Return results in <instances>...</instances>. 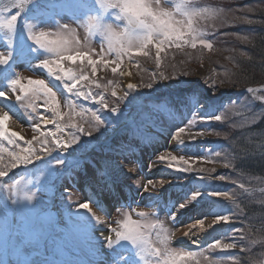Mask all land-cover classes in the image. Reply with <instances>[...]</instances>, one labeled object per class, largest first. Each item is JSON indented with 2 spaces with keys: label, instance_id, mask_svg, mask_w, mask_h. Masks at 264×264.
Here are the masks:
<instances>
[{
  "label": "rangeland",
  "instance_id": "obj_1",
  "mask_svg": "<svg viewBox=\"0 0 264 264\" xmlns=\"http://www.w3.org/2000/svg\"><path fill=\"white\" fill-rule=\"evenodd\" d=\"M254 1L256 0H192L195 6L213 10L221 16L220 19L200 21L202 29L208 33L206 38L213 43L212 49H204L198 42L196 48L190 45L181 48L169 46L161 52V66L157 68L155 49L150 47L148 57L133 55L130 60L126 57L122 58L120 68L114 74L111 68L116 65L111 61L115 59V56L107 52V42L98 33H89L83 26L88 15H96L102 22L119 23L114 20L112 10L107 13L103 12L96 4V0H86L90 9L86 13L74 7L77 0H55V2L32 0L26 9L21 11L19 8H4L3 4L8 0H0V15L5 18H10L18 11L21 12L11 34L0 29V54H6L7 51L12 52L8 63L0 66V90H3L7 81L16 74L25 85L28 79H43L46 83H50V86L57 92L62 112L68 111L64 106L65 99L74 101L85 108L98 107L91 100L78 99L65 92L60 81L49 77L45 69L36 67L42 60L56 59V57L43 50L35 49L27 38L25 23L34 24L36 31L52 33L53 35L49 38L56 39L55 33L59 31L57 28V22H59L67 24L72 30L64 37L69 40V50L65 55L75 56L79 53L93 60L109 61L108 67L98 64L95 77L91 76V67H86V60L84 63H81L80 59L75 62L61 61L63 66L71 67L76 72L86 69L90 80L101 84H107L109 80L118 81V93H122L127 87L125 78L119 73L125 72L128 68L132 83L138 85L136 91L130 95L136 96L139 102L144 103H147L150 97H157V100H153V104L159 102L163 106L156 119V126H147L142 130V134L135 136L123 123L125 117L135 115V106L126 108L121 105L123 112L116 114L104 110L103 115L112 120L115 127V131L110 129L106 137L93 133V137H82V141L92 140V144L87 148H83L82 145H73L69 147L67 153L59 150H54L51 156L40 153L39 160L33 158L31 164L11 168L7 176L0 180V264H91L98 258L95 255V248L104 244V240L98 237V233H108L114 237L110 229L117 227V221L123 220L125 212L133 221L142 225V230L151 241H155L156 231L147 227L148 224L156 222L153 215L156 209L150 205L139 202L129 208L121 207V203H116L114 208L105 210V204L102 201L110 191L104 190L96 177L92 179L94 183H91L92 180L87 181L85 174L89 161L90 170H93L90 164L95 161L100 167L105 166L100 163V160L134 169V178L122 182L118 179L116 185L112 186V189H117L121 195L130 194L134 201H137V195L142 191V188L137 190L134 181L139 179L143 185L142 173L152 162L155 165V173L167 181H171L174 175L190 178L210 176L211 179H206L205 182L210 185L211 190L222 193L219 197L211 198L217 201L212 211L229 216L231 231L228 236L218 234L198 247L176 246L172 241L169 247L177 252L200 251L207 249L214 239H220L222 244L235 240L237 247L234 249H211L205 251L204 254L216 258L222 252L234 253L235 256H223L224 264H233L237 257L239 264L262 263L264 245L259 243L250 245L249 239L264 235V178L245 176L240 173L238 164L246 161L248 152L246 153L244 148L249 147L254 137V141L259 140L263 144L260 145L259 142L257 148L262 146L263 153L260 151L259 155L264 159V101L256 100L253 94L248 93L246 89L240 90L242 87L234 82L239 75L238 66L242 65L246 59L253 60L252 56L246 57L247 53L244 51L246 50L244 46H248L252 40L257 38L256 31H248L245 28L247 14L250 12L247 9L251 8V11L264 9V0ZM31 64L32 70H29ZM256 64V70L252 72L254 79L252 80L255 82L250 85H257L255 89H264V85L258 86L264 84V64L261 60ZM160 72H164L170 78L157 79L152 89L139 87L141 84L150 82L153 74L158 77ZM213 81H215L214 86ZM81 85H86V82L81 81L78 86ZM90 87L93 92L102 91L94 85ZM193 89L199 90L205 98L215 97L217 101L226 102L224 107L216 113L222 116L221 121L202 120V113L180 107V99ZM88 90L89 86H85V91ZM18 93L19 89L9 98H6L7 94L6 97H0V108L5 109L11 119L18 122L20 129L17 133L23 137L19 143L21 147H26L25 140L32 139L34 135L38 136V133L34 131L37 124L41 131L54 129V125L43 124V119L51 118L52 115L43 107V96L36 101V111L33 112L25 105L16 102L15 98ZM161 93L164 94L163 99L159 98ZM261 94L264 92L257 93V95ZM105 95L110 101L114 99L110 93H105ZM168 97H171V104H165ZM165 107L167 110H164ZM79 110L77 107L76 111ZM254 114L258 118L248 123V119ZM193 116H195L196 123L190 126L188 120L193 119ZM117 117L120 119L118 120ZM173 117L176 118L175 122H171ZM79 121L80 117L74 116L73 122ZM128 122L130 123V120ZM178 127L185 128L182 139L185 144L195 146L194 151L178 149L179 141L174 135ZM200 131H206L209 134L198 136L195 140L189 135V132L195 134ZM215 132L220 134H213ZM63 138L66 139V136ZM4 144L8 149L13 147L7 141ZM216 151L220 152L219 156L215 155ZM166 152H171L176 156L184 155L185 159L191 157L195 160L194 168L215 169V171L177 173L175 168H167L166 162H159L158 157ZM2 155L4 163H7L10 159L7 153ZM57 156L67 161L78 159L81 161V166L73 167L71 170L67 165L59 166L53 158ZM226 163L229 167L224 166ZM73 171L74 174H71ZM219 175H223L225 179L217 180L216 177ZM16 182H19L25 192L36 194L33 202L35 207L23 201L19 204L13 203L19 199L20 195L19 192L12 190V185ZM168 194L169 187L167 186L164 193L165 199ZM171 196L176 199L177 193L172 191ZM89 198L92 201H98L104 211H100L96 203H89ZM80 203H89L92 212L101 217L103 223L95 227L82 225L77 220V216L91 217L92 214L84 209L78 210L77 206ZM190 208L195 213L198 212L200 216H204L206 223L214 219L212 216L204 215L208 210L206 204ZM140 211L148 213L147 217H140L138 215ZM159 219L164 222L171 233L176 232L178 223L173 226L170 218L163 212L159 213ZM92 224L95 222L93 221ZM218 225L224 226L225 229L228 228V225L223 222ZM241 237L245 238L243 243H241ZM245 244L249 245L248 250L241 251ZM104 251L107 255V250ZM198 259L200 264H207L203 257H198Z\"/></svg>",
  "mask_w": 264,
  "mask_h": 264
},
{
  "label": "snow or ice",
  "instance_id": "obj_2",
  "mask_svg": "<svg viewBox=\"0 0 264 264\" xmlns=\"http://www.w3.org/2000/svg\"><path fill=\"white\" fill-rule=\"evenodd\" d=\"M55 2V0H51ZM32 3V0H16V8L25 10L28 5ZM164 4L171 8L168 11L167 8L154 10L150 6H145V0H136L133 4L124 3L121 5L124 13H131V16H125L128 23H133L134 20H139L140 17L146 16L151 17L152 23H146L144 20H140L145 25V39L139 47H128L125 45L123 39H112L109 37L107 42V52L112 53L115 59L111 61L115 64V67L111 68L112 73H116L122 63V58L132 59L135 56L150 55V47L155 49V64L157 68L161 66V52L167 47L174 46L181 48L185 45H190L192 48L197 47V42L204 49H212L213 43L210 42L206 37V33L200 24L202 20H214L220 19L219 13L195 6L192 0H164ZM41 6V5H40ZM48 6V4H47ZM46 6V7H47ZM112 6V0H100L101 8H109ZM42 7V6H41ZM75 8L79 9L82 13L90 11L86 0H77L74 5ZM249 8L247 11H251ZM21 12L18 11L15 15L10 18H5L0 15V29L6 30L11 34L16 25L18 17ZM252 23V21H247ZM83 26L89 33H101L106 31V26L102 23L101 19L96 15H88L84 21ZM27 38L35 46V49L43 50L56 57V59H44L36 67L45 69L49 77H54L55 80L61 82L65 92L75 96L76 98H83L84 100H91L98 107L96 108H85L81 105H77L74 101L65 99V107L68 109L67 112L60 110V103L57 99V92L54 91L50 83H46L43 79H28L27 84L21 82V79L16 74L7 81L3 90H0V97L9 98L12 93H16L19 89V93L16 95V102L25 105L30 108L33 112L36 111V101L43 96V107L46 112H50L51 118L43 119V124H53L54 129L45 131L40 130L39 124L34 127V131L38 133V136H33L30 140H25L24 144L26 147H21L19 141L23 137L19 136L16 132H9L5 127V122L11 119L9 113L0 108V180L7 176L8 171L11 168H17L18 165L31 164L33 158L39 160L40 153L45 156H51L54 150L67 153L69 147L73 145H82L83 148H87L92 144V140L82 141V137H93V133H99L100 136L106 137L109 130L115 131L113 121L103 115L104 110L112 114L122 113L123 109L121 105L126 108L129 106H135L136 113L132 117H125L123 123L127 125L128 130L132 135L142 134V130L147 126H156V119L162 109V105L157 102L153 104V100H157V97H150L147 103L139 102L136 96H131L132 92H135L138 88L137 84L128 83L126 90L122 93H118L119 83L118 81L109 80L107 84H101L96 81H91L86 69H82L79 72L73 71L71 67H65L61 61L75 62L80 59L81 63L87 61L86 67H91V76L95 77L97 73L98 64H103L104 67H108L109 61L107 60H93L88 58L86 55H65L69 50V40L64 38L66 34H70L72 30L67 24H60L57 22V28L59 31L55 33L56 39H50L52 33L46 31H36V26L32 23H25L24 25ZM124 35H127L126 33ZM11 43V40H9ZM12 57V52L7 51L6 54H0V66L6 65ZM32 70V64L29 67ZM121 76L130 75L121 71ZM170 77L165 75L164 72H160L157 77L153 74L150 82L147 84H141L139 87L153 88L154 83L157 79L167 80ZM86 82V85H81L80 82ZM223 83V81H221ZM213 86L215 81L212 82ZM90 85H94L97 89H102L99 92H93ZM85 86H89V90L85 91ZM248 93L253 94L254 98L258 101H264V94L257 95L258 92H264V89L248 88ZM105 93H110L113 100H109ZM159 98L163 99L164 94H159ZM230 102V101H229ZM225 101H217L215 97L205 98L197 89H193L190 92L183 95L180 99L179 104L182 109L194 110L195 112L202 113V120H215L221 121L222 116L216 113L224 107ZM165 104H171V97H168ZM79 107V111H76ZM164 110H167L166 107ZM231 111V109H229ZM87 113V116H85ZM74 116L80 117L79 122H73ZM258 117L254 114L248 119V123L254 122ZM119 120L120 117H117ZM175 117L171 122H175ZM130 120V123L128 122ZM196 123L195 116L193 119L188 120L190 126ZM88 126L85 127L84 125ZM71 131H67V130ZM185 133L184 127H178L175 131V139L179 141V150H195V146L185 144L182 139V135ZM209 134L206 131L196 132L189 135L193 140L198 136H205ZM215 135L220 133L215 132ZM66 136V139L63 138ZM7 141L11 144L12 149L6 148L4 142ZM7 153L10 158L7 163H4L3 153ZM216 156L220 155L219 151H216ZM56 159V163L59 166L67 165L69 170L73 167H80L81 161L74 159L67 161L60 157H53ZM159 162L165 163L167 168H175L177 173H201V172H214L215 169L206 168H194L193 164L195 160L185 159L184 155H172L171 152H166L164 155L158 157ZM225 167H229V164H225ZM134 169H129L133 171ZM95 177L99 183L103 186L104 190L112 191L114 183L113 172L110 171L109 166L95 168ZM208 178H190L182 175H174L171 181L161 180L158 183H154L152 180H148L147 183L141 184L139 179L134 181L137 188L143 189L145 193H149L146 201V205H150L156 209L153 213L155 216V223L148 224L147 227L156 231L155 241H151L150 238L142 230V225L136 221H133L127 212L123 213V220L117 221V227L111 228L110 231L114 233L113 236L104 238V244L99 245L95 248V255L98 257L91 264H200L198 257H203L207 264H224L223 256H235L234 253L222 252L220 256L211 258L205 256V251L211 249H234L237 247L235 240L229 243H221L220 239H214L207 247L200 251H174L169 247V243L172 240L174 233H171L168 227L165 226L164 222L159 219V213L163 212L165 216L169 217L173 226L179 222L180 216L184 210L190 207L204 205L208 206V210L205 212V216H212L214 219L208 224L209 229H213L215 225L223 222L228 225V228L223 230L219 235L228 236L231 231V225L229 224V216L222 215L217 212H213L212 208L216 205L217 201L211 199L212 197H219L222 195L221 192L211 190L210 185L205 182ZM217 180H224L223 175L216 177ZM164 184H168L169 194L168 197L164 198V193H157V189ZM241 187H243L241 185ZM12 190L20 193L19 199L13 201L14 204H19L21 201L26 202L27 205L35 207L34 200L36 199L35 193L25 192L20 187L19 182L12 185ZM177 193V198L173 199L171 192ZM67 193V189L65 190ZM96 203L100 211H104L100 207L98 201H92L89 198V203ZM89 203L78 204V210L84 209L91 213V217L78 215L77 220L84 226H92L103 223L101 217L97 216L89 206ZM121 207L127 206L131 208V202H121ZM135 211V209H132ZM138 215L142 218L147 217L148 213L140 211ZM95 224H92V222ZM205 218L200 216L194 218L191 223V228H204ZM183 236H189V231H184ZM232 239L231 237H229ZM96 239V238H94ZM244 237H241V243L244 242ZM99 243V242H98ZM249 245L245 244L241 251L248 250ZM107 250V255L105 251ZM233 264H239V258L237 257Z\"/></svg>",
  "mask_w": 264,
  "mask_h": 264
},
{
  "label": "bare ground",
  "instance_id": "obj_3",
  "mask_svg": "<svg viewBox=\"0 0 264 264\" xmlns=\"http://www.w3.org/2000/svg\"><path fill=\"white\" fill-rule=\"evenodd\" d=\"M125 72L129 73L128 68L125 70ZM123 78H125V84L132 83L130 75H124ZM5 126H6V128H8L9 132L14 131L17 133V131H19V129H20L18 122L15 120H12V119H9L8 121H6ZM89 163H90V161L87 164L88 167H89ZM100 163H102L103 165H108L110 171L113 172V179H114L113 186H114V184L116 185V183H117L116 181L118 179H121V182H122V181H126V180H129V179L135 177V173L133 171H129V169H131L130 167L114 164V163L109 162L107 160H100ZM93 164L92 163L90 164L93 166V170H90L87 167V170L85 172L87 181L88 180L91 181L95 177V168L100 167V165L97 161H95V163H93ZM154 169H155V165L152 162L151 164H149L147 169L142 173L141 178H142L143 184L147 183L148 180H152L154 183H158L161 180H165L164 177H159V175H157L155 173ZM63 174H65V173H63ZM71 174H74V171L71 172ZM70 176H73V175H70ZM67 180H68V178H67ZM91 183H94V181ZM167 186H168V184L161 185L157 189V193H159V192L165 193L167 190ZM115 190L112 189V191H110V193L108 195L104 196L105 201L103 200L102 202L105 204L104 205L105 210H109V208H114L116 203H121V202L128 203V202L133 201V203H131V205H134L135 203H139V202L146 204L147 197L149 195V193H145L142 189L140 194L137 195V201H134L133 197H131L130 194L121 195V194H119V191H117V189H115ZM101 207H102V205H101ZM199 216H200V214L198 212L195 213L192 208H188L187 210H184L183 214L179 218V222H178L179 226H178L176 232L174 233L175 235L173 236V238L171 240L173 244H175L176 246L198 247V246L204 245L208 241L212 240L215 236H217L220 233V231L225 229V227L221 226V225H215L213 229H209L208 228L209 223H206V221H205L204 228H200L198 226L194 229L191 228V223H192L193 219L198 218ZM184 231H189L190 235L189 236H183L182 233ZM108 236H111V235L108 233H98V237L102 240H104V238H106ZM77 250H79V249L77 248ZM261 264H264V250H263V254H262V263Z\"/></svg>",
  "mask_w": 264,
  "mask_h": 264
},
{
  "label": "trees",
  "instance_id": "obj_4",
  "mask_svg": "<svg viewBox=\"0 0 264 264\" xmlns=\"http://www.w3.org/2000/svg\"><path fill=\"white\" fill-rule=\"evenodd\" d=\"M260 0H256L254 2H258ZM253 3V2H252ZM252 21V23L246 22V27L249 30L256 31V39L252 40L246 47L245 53L246 57L252 56L253 60H247L242 62V65L238 66V77L235 78L234 82L239 84L242 88L240 90H245L250 87H255L250 84H253V74L255 72L257 61H262L264 64V9H254L247 14L246 21ZM246 45V44H245ZM242 49L243 45H241ZM253 79V80H252ZM252 80V81H251ZM264 84L258 85L262 86ZM255 138V137H254ZM254 138L250 141L249 147H245L244 151H246V161L244 163H239L238 167L240 173L245 176H255V177H263L264 178V159L263 156L260 157V151L263 153V148H257L258 144L263 145L261 141H254ZM260 142V143H259ZM243 144V143H241ZM255 155V157H254ZM259 158V159H258Z\"/></svg>",
  "mask_w": 264,
  "mask_h": 264
},
{
  "label": "clouds",
  "instance_id": "obj_5",
  "mask_svg": "<svg viewBox=\"0 0 264 264\" xmlns=\"http://www.w3.org/2000/svg\"><path fill=\"white\" fill-rule=\"evenodd\" d=\"M135 2L136 0H112L111 7L101 8L100 0H96V4L103 12L107 13L109 10H112L114 20L119 22H102L106 26L107 30L98 34L103 38V40L107 41L109 37L112 39H123L126 46L133 48L142 45L145 39V25L141 23L140 20H144L146 23L150 24L152 23L151 17L142 16L139 20H134L133 23L129 24L128 20L125 19V16H131V13H124L121 8V5L124 3L133 4ZM145 6H150L154 10L167 8L168 11H171V8L164 4V0H145ZM3 7L16 8V0H8L7 3L3 4ZM125 33L127 35H124ZM258 243L264 245V235H261L258 238L249 239L250 245Z\"/></svg>",
  "mask_w": 264,
  "mask_h": 264
}]
</instances>
